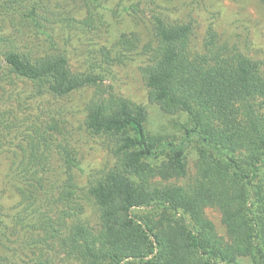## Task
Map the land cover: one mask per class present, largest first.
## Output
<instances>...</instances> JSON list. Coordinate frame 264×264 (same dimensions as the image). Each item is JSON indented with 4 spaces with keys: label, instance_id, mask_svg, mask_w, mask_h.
<instances>
[{
    "label": "trees",
    "instance_id": "16d2710c",
    "mask_svg": "<svg viewBox=\"0 0 264 264\" xmlns=\"http://www.w3.org/2000/svg\"><path fill=\"white\" fill-rule=\"evenodd\" d=\"M155 43L144 68L150 100L166 116L186 115L180 142L149 128L146 107L105 88L102 73H74L62 52L2 64L38 94L66 97L95 88L86 126L106 140L114 168L89 194L101 230L75 225L62 245L82 264H264V69L213 31L192 49L191 24L152 17ZM126 48L136 49L134 41ZM196 148L198 177L186 189ZM218 207L232 238H219L205 209ZM160 217L161 220H156Z\"/></svg>",
    "mask_w": 264,
    "mask_h": 264
},
{
    "label": "rangeland",
    "instance_id": "374dc122",
    "mask_svg": "<svg viewBox=\"0 0 264 264\" xmlns=\"http://www.w3.org/2000/svg\"><path fill=\"white\" fill-rule=\"evenodd\" d=\"M154 15L191 24L196 52L213 30L264 69V0H0V264H82L62 241L79 223L100 232L89 189L115 165L106 140L86 126L95 88L62 98L38 94L10 74L4 55L16 51L35 60L62 52L72 72L102 73L105 88L146 107L152 131L180 142L187 116L164 115L145 83ZM127 40L134 41V54ZM187 165L185 177L165 184L195 185L193 145ZM205 215L230 242L221 210L210 206Z\"/></svg>",
    "mask_w": 264,
    "mask_h": 264
}]
</instances>
